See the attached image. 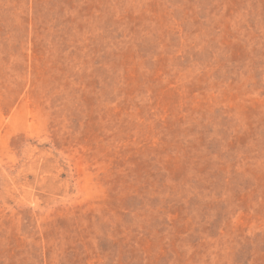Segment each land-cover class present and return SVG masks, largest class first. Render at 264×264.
I'll list each match as a JSON object with an SVG mask.
<instances>
[{
	"label": "rangeland",
	"instance_id": "obj_1",
	"mask_svg": "<svg viewBox=\"0 0 264 264\" xmlns=\"http://www.w3.org/2000/svg\"><path fill=\"white\" fill-rule=\"evenodd\" d=\"M0 264H264V0H0Z\"/></svg>",
	"mask_w": 264,
	"mask_h": 264
}]
</instances>
